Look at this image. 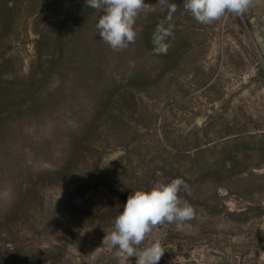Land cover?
<instances>
[{
	"label": "rangeland",
	"instance_id": "374dc122",
	"mask_svg": "<svg viewBox=\"0 0 264 264\" xmlns=\"http://www.w3.org/2000/svg\"><path fill=\"white\" fill-rule=\"evenodd\" d=\"M172 2L174 37L155 55L158 6L114 52L85 0H0L13 5L0 31V264H117L102 241L127 197L173 178L197 218L141 247L159 238V264H264V0L207 25ZM67 9L74 49L52 24ZM95 87L110 98L96 119Z\"/></svg>",
	"mask_w": 264,
	"mask_h": 264
},
{
	"label": "clouds",
	"instance_id": "9594fccd",
	"mask_svg": "<svg viewBox=\"0 0 264 264\" xmlns=\"http://www.w3.org/2000/svg\"><path fill=\"white\" fill-rule=\"evenodd\" d=\"M255 0H183V9L197 23L211 24L226 18L229 14L244 15ZM85 6L101 13L96 23L100 39L114 52H122L134 44L138 30L137 21L141 14L156 10L158 6L166 13L152 33L153 54H166L167 43L174 37V14L177 5L172 0H157L155 5L145 0H85ZM188 192L189 185L182 178L168 182L157 181L149 190H136L127 197L123 211L117 215L113 228L105 233L102 244L113 252L117 264H159L165 250L159 238L141 247L154 229L164 224H176L181 228L187 221L197 218L195 208L180 196Z\"/></svg>",
	"mask_w": 264,
	"mask_h": 264
},
{
	"label": "trees",
	"instance_id": "16d2710c",
	"mask_svg": "<svg viewBox=\"0 0 264 264\" xmlns=\"http://www.w3.org/2000/svg\"><path fill=\"white\" fill-rule=\"evenodd\" d=\"M12 3H6L4 5L1 6L0 8V18L1 19V25H0V31L2 30V27L4 26V21H6L7 19L11 18L12 15H10L11 11H12ZM24 8H28V5L27 6H24ZM66 15H68V9L67 11L65 12V14L62 16L61 19H53L52 20V24L54 25V29H55V33L58 34L57 32L61 31V29L63 28H66L67 29V32L71 33V36L74 37L76 36L75 38V42H74V45H72V48L74 49L78 43V40H77V33H74L75 30V25L77 23V19L76 17H73V18H67V19H63ZM72 17V14L71 16ZM76 19V20H75ZM71 22V23H70ZM68 23H70L69 25H67ZM60 39V38H59ZM65 44H63V48H64ZM78 46H79V43H78ZM61 48V47H60ZM41 77L37 78L36 81H41ZM35 82H33L32 84H29L28 85V89H26L27 91L32 88L34 85H35ZM25 90V92H27ZM94 96L96 95V103L93 104V106H90L88 109L89 110V114L90 116L94 115V119L97 118V115L101 113V111L105 110V107H106V101L109 100L110 98H107L106 95L104 94V91L103 90H100L98 87H95V91H94ZM111 94V93H109ZM108 94V95H109ZM111 96V95H110ZM85 128V127H83ZM66 160H68V158H66ZM65 162V158H61V163H64Z\"/></svg>",
	"mask_w": 264,
	"mask_h": 264
}]
</instances>
